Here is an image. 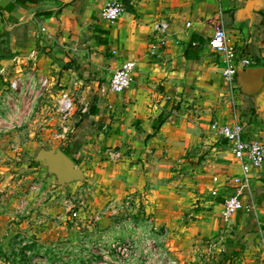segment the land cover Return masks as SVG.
<instances>
[{"label":"crops","instance_id":"obj_1","mask_svg":"<svg viewBox=\"0 0 264 264\" xmlns=\"http://www.w3.org/2000/svg\"><path fill=\"white\" fill-rule=\"evenodd\" d=\"M110 1H119L125 8L113 25L101 20V11ZM68 2L38 0L23 8L13 0H0V46L16 60V71L49 78L52 99L55 90L80 98L88 107L99 104L97 116L82 110L74 120L76 127L66 146L74 149L82 140L73 160L84 180L72 181L66 187L72 189L76 182L103 183L111 203L125 198L130 188L135 192L139 187L138 191L145 193L150 186L148 211L170 227L171 251L187 257L205 240L237 238L245 244L247 260L243 264H264V165L250 172L249 186L237 184L241 171L233 161L232 148L211 130L213 122L231 125L237 117L247 138L264 143V115L249 96L240 90L231 93L223 78L224 64L208 50L214 33L210 20L221 13L228 33L225 17L242 22V10H248L246 2ZM46 10L54 14L36 15ZM161 21L170 24L167 45L152 55L150 47L161 37L154 26ZM101 30L108 31L102 36L108 41L104 45L96 39ZM194 35L204 46L198 57L193 49L189 56L187 51ZM229 43L235 46L231 40ZM251 54L264 66V57ZM127 61L136 63L132 85L125 93L115 94L109 90V82ZM29 100L27 110L34 111L39 99ZM211 135L218 137L222 146L212 149ZM197 147L201 153L209 148L202 168L193 162L199 154ZM108 148L119 152V157L105 154ZM212 156L217 160L212 161ZM181 173L187 181L179 189L178 184L174 186L170 203L164 206L160 199L166 196L163 184L175 183ZM238 192L245 204L254 206L258 219L253 212L242 211L227 223L223 220L226 197Z\"/></svg>","mask_w":264,"mask_h":264},{"label":"rangeland","instance_id":"obj_2","mask_svg":"<svg viewBox=\"0 0 264 264\" xmlns=\"http://www.w3.org/2000/svg\"><path fill=\"white\" fill-rule=\"evenodd\" d=\"M226 13L233 14L234 11ZM239 20L232 17L229 21L228 16L225 17L229 39L235 48L246 56L255 53L264 57V15L243 9L242 22ZM208 50L210 55H215L211 49ZM0 61L9 63L0 74V95L18 78H23L24 84H29L32 79L37 81L38 77L30 74L32 71L17 73L16 60L9 53H3L1 46ZM60 92L54 90L56 96ZM69 95L76 104V113L66 123L69 128L66 138L62 137L60 116L55 114L54 108L44 106L46 103L42 99L45 97L41 96L35 103L33 118L25 120L28 110L24 104L21 107V127L7 135H0V264L246 262L245 244L237 238L205 240L202 247L187 257H180L177 252L171 251L168 246L170 227L158 222L155 215L148 211L146 201H149V191L153 189L150 186L145 193L139 192V187H135V192L130 188L125 198L111 203L103 183L76 182L75 188L61 189L54 175L36 158L41 151H64L68 144L69 135L76 127L75 118L86 109L85 102ZM45 99L48 102V98ZM249 102L252 103L250 99ZM50 118L55 119L48 122ZM209 140L212 149L222 146L218 137ZM197 150L199 154L195 155L193 162L202 168L207 155H210L207 154L209 148L204 150L206 153H201V148L197 147ZM217 156H212L211 160H217ZM185 177L186 174L181 173L175 183L163 184L166 196L160 199L164 201V206L169 202L174 186L178 184L176 189H179L185 184ZM229 258L231 261H228Z\"/></svg>","mask_w":264,"mask_h":264},{"label":"built area","instance_id":"obj_3","mask_svg":"<svg viewBox=\"0 0 264 264\" xmlns=\"http://www.w3.org/2000/svg\"><path fill=\"white\" fill-rule=\"evenodd\" d=\"M131 1L137 2L139 0ZM124 11V5L121 2L110 1L101 11V20L109 25H113L120 19ZM210 23L214 28V33L209 41V48L220 57L221 62L224 64L223 78L231 93L234 94L233 92L235 90H240L237 84V72L239 70L258 67L259 59L243 55L240 50L229 43L230 39L222 22L221 13L220 16L210 20ZM187 26L190 27L191 23H188ZM169 30L170 24L167 21L158 22L154 26V31L161 34V37L158 39L157 44L151 45L150 53L152 55H155L160 48L167 45L166 35L169 33ZM135 68L136 63L133 61H127L121 67L117 68L109 82V90L115 94H123L128 91L132 85ZM30 74L35 76L32 72ZM22 79L18 78L11 82L9 87H6V92L0 95V135H7L14 129L20 128V120L23 115L21 107H24V104L28 107L31 104L30 98L39 99L38 96H41L48 98V102L45 101L46 105L44 106L54 108L55 114L60 116L59 121L63 131L62 137L66 138L67 130L69 129L66 123L71 119L69 117L76 113L74 99L64 91H61L57 96L53 95L52 99V85L50 79L47 77H40L37 81L32 79V82L29 84H24ZM232 100L235 108V101L233 98ZM87 107L88 105H86V109L83 111H87ZM31 114L33 115L34 111L30 109L25 116V120H29L32 116ZM54 119L50 118L47 121L49 122ZM211 130L226 140L232 148L233 161L241 171V176L236 178L235 182L249 186L250 172L264 165V143L257 139L247 138L245 136L244 126L237 117L231 125L214 122L211 125ZM105 154L113 159L119 157V152L111 150L110 148L105 150ZM240 194L241 192L229 195L224 201L222 217L226 223L242 211H246L247 213L253 212L258 219L254 206L245 204Z\"/></svg>","mask_w":264,"mask_h":264},{"label":"water","instance_id":"obj_4","mask_svg":"<svg viewBox=\"0 0 264 264\" xmlns=\"http://www.w3.org/2000/svg\"><path fill=\"white\" fill-rule=\"evenodd\" d=\"M247 4V9L255 13L264 12V0H243ZM8 62L0 61V74L3 67H7ZM237 84L240 91L249 97H254L260 93V98L264 96V66L239 70L237 72ZM259 98V99H260ZM257 99V102H259ZM42 166L48 168V172L57 177L58 184L61 188L66 187L72 181L84 180L82 170L72 157L67 155L63 150L41 151L36 158Z\"/></svg>","mask_w":264,"mask_h":264},{"label":"trees","instance_id":"obj_5","mask_svg":"<svg viewBox=\"0 0 264 264\" xmlns=\"http://www.w3.org/2000/svg\"><path fill=\"white\" fill-rule=\"evenodd\" d=\"M57 1H59L62 5L69 4L68 0H57ZM13 2H14V5H18L20 7L26 8V7H29L30 4L31 5L37 4L38 0H13ZM53 14H54V12L51 11V10L40 11V12L36 13L37 16H46V17H51ZM257 14L264 15L263 12L262 13H257ZM107 33H108V31L101 30V36L99 35L96 38L98 44L104 45V44L108 43L107 39H105V38L103 39L102 38V36L106 35ZM203 48H204V46L200 45L197 42V37L194 35L192 42L188 46V50H187L188 51V56H189V53H190L191 49H193V52L196 53V55L194 57H198L199 53L202 51ZM192 59H194V58H192ZM259 65H261V61H259ZM99 111H100L99 104L98 103H94V104L92 103L88 107L86 113H84V114H87V115L91 114V115H96L97 116ZM84 116H83V118H84ZM72 135H73L72 133L69 135V138H68L69 140L71 139ZM79 143L81 144L82 140ZM79 143H77V145L74 147V149H71L69 145L66 146L65 149H64V152L67 155H69L70 157L73 158L75 156V154L77 153L78 149L80 148V144ZM228 261H231V258H229Z\"/></svg>","mask_w":264,"mask_h":264},{"label":"flooded vegetation","instance_id":"obj_6","mask_svg":"<svg viewBox=\"0 0 264 264\" xmlns=\"http://www.w3.org/2000/svg\"><path fill=\"white\" fill-rule=\"evenodd\" d=\"M242 15V14H241ZM263 92H264V89H263ZM260 93L259 94H256L254 97H252L251 99L253 100V102L257 105L259 111H260V114H263L264 115V96L261 97L260 99ZM257 99H259V102H257Z\"/></svg>","mask_w":264,"mask_h":264}]
</instances>
